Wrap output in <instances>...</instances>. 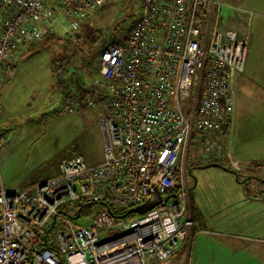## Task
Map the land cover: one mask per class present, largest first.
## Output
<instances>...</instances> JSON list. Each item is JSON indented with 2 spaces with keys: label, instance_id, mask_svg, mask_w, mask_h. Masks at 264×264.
I'll return each mask as SVG.
<instances>
[{
  "label": "built area",
  "instance_id": "obj_1",
  "mask_svg": "<svg viewBox=\"0 0 264 264\" xmlns=\"http://www.w3.org/2000/svg\"><path fill=\"white\" fill-rule=\"evenodd\" d=\"M107 1L0 0V89L30 45L64 22L67 34L78 30ZM141 5L128 37L104 48L101 81L84 101H70L96 111L103 161L71 156L57 177L21 192L2 188L0 264H170L202 228L188 161L240 168L229 135L248 37L222 29L219 0ZM7 147L0 131V155ZM249 168L264 175V161ZM156 193L163 200L152 211L125 216ZM94 205L103 209L78 224Z\"/></svg>",
  "mask_w": 264,
  "mask_h": 264
},
{
  "label": "rangeland",
  "instance_id": "obj_2",
  "mask_svg": "<svg viewBox=\"0 0 264 264\" xmlns=\"http://www.w3.org/2000/svg\"><path fill=\"white\" fill-rule=\"evenodd\" d=\"M141 13V0H108L92 12L83 24L85 26L67 34L70 23L64 22L65 28L57 29L56 38L30 45L12 70L6 72V81L0 89L3 103L0 131L12 146L5 156H0V189L4 187L21 192L57 177L63 160L71 156L83 155L89 163L103 161L104 137L98 126L96 111L87 107L74 110L70 103L74 98L67 97L78 94L79 83L89 86L92 81L100 79L103 49L110 41L125 40ZM243 13L244 9L224 5L221 9L222 29L246 30L244 36L248 37L251 30L247 34L249 28L244 29L237 19V14L241 15L240 19L246 17ZM87 29L95 32L96 39L99 37L97 44L87 41V38L80 40L78 35H86L89 32ZM89 50H94V54L97 50V56L92 58ZM65 55H72V63H77L75 75L57 73L55 60ZM84 59L91 65L81 63ZM252 68L246 77L252 78L255 86L249 83L242 92V87L236 86L238 103L231 136V142L234 136L235 150L243 159L242 168L264 161V63H253ZM238 79L239 76L236 81ZM229 153L233 161H238L230 150ZM200 159L188 161V183L193 192H205L217 182L228 185L227 171L233 175L230 174L237 185L234 187L243 197L254 200L252 205L260 212L259 218L264 216L263 174L256 170L239 174L230 166L227 169L195 166L194 161ZM219 169L223 170L220 176L217 175ZM196 181L199 183L195 189ZM232 192L236 197V191ZM193 205L192 201V208ZM102 209L96 205L91 207L93 213ZM118 210L124 212L127 209L118 207ZM87 220L90 217H83L77 223L85 225ZM199 231L193 239L191 252L178 255L170 264H264V250L260 245L224 240L204 227Z\"/></svg>",
  "mask_w": 264,
  "mask_h": 264
},
{
  "label": "crops",
  "instance_id": "obj_3",
  "mask_svg": "<svg viewBox=\"0 0 264 264\" xmlns=\"http://www.w3.org/2000/svg\"><path fill=\"white\" fill-rule=\"evenodd\" d=\"M221 2L227 7L230 6L233 8L244 9L245 13L243 14L246 17H242V19H240L239 17H241V15L237 14V19L244 29L249 28L247 34H249L251 30L248 36L249 45L246 70L243 74L239 75L238 81H236V78H238L237 76L233 82V90L235 93V110L229 135V150L238 160L237 162L239 163L240 167L237 171H239L240 174H246L251 170L248 167L242 168L241 163L243 159L240 157L238 150H235L236 146L234 142V136L231 142V136L234 131L233 122L235 118L236 105L238 103L236 98V86L239 85L242 87L241 92L243 91L242 89L246 88L249 83L255 86L254 80L252 78L248 79L246 74L250 68H252L253 63H264V0H221ZM224 5H222V7ZM2 14L3 12L0 8V15L2 16ZM234 30L238 31L243 36L246 34V30ZM11 146L12 143L10 140H8V147L1 153L0 156H5L11 149ZM98 163L89 164L94 165ZM221 167L227 168L224 166ZM219 170L220 171L217 173L218 176H220V173L223 172V170ZM225 172L228 185H221L217 182L214 187L209 186V190H206L205 192L202 191L200 194L196 193V191L193 192L191 186L189 185L194 206L204 219V228L209 230L212 234H216L220 238H223L224 240H238L239 242L244 241L246 244L251 243L253 245H260L264 250V216L259 218L260 212L252 205L254 200L243 197L240 191L234 187L237 185L233 183L231 178L232 174L230 173V175L227 173V171ZM198 183L195 185V189L197 188ZM232 190L236 191V197H234ZM241 206L243 207L240 209ZM193 243L188 248L189 252H191V249L194 246Z\"/></svg>",
  "mask_w": 264,
  "mask_h": 264
},
{
  "label": "trees",
  "instance_id": "obj_4",
  "mask_svg": "<svg viewBox=\"0 0 264 264\" xmlns=\"http://www.w3.org/2000/svg\"><path fill=\"white\" fill-rule=\"evenodd\" d=\"M86 25V24H85ZM85 25H83V26H85ZM87 30H89V32H87L86 33V35H83V34H80V35H78L79 33H77L76 35H78V36H80V40L81 39H86L87 38V41H89V42H91V43H93V44H97L98 43V40H99V37H98V39H96L95 37H94V34H95V32L92 30V29H87ZM131 30H132V28H131ZM57 36V35H56ZM71 36H73V35H71ZM54 38H56L55 36H50V37H47L45 40L46 41H50V40H53ZM41 42V41H40ZM105 46V45H104ZM103 51H104V49H103ZM103 51H102V53H103ZM89 53H90V56L93 58V57H95V56H97V50H96V53L94 54V50H89ZM67 56H69V55H65L64 57H61L60 59L59 58H57L56 60H55V62H56V64H57V73L58 74H76L77 73V71H76V67H77V63L75 64V63H72V60H73V56L71 55V56H69V57H67ZM101 56H102V54H101ZM81 58H83V57H81ZM85 61L83 62H81V63H88V62H86V60L87 59H84ZM88 64H90L91 65V63H88ZM93 67H94V69H96L95 68V66L93 65ZM97 67V66H96ZM89 68V67H88ZM87 68V69H88ZM60 81L62 82L63 81V79L60 77ZM101 81V76H100V79H96V80H94V81H92L90 84H89V86H85V85H83V84H81V83H79V86H78V94H76L74 97H67L68 99L69 98H74L75 99V101H78V102H82V101H84L85 100V98H86V96H87V94H88V92L91 90V89H93L94 88V86L98 83V82H100ZM66 98V99H67ZM84 107H86L85 105H83V106H81L80 107V109H82V108H84ZM213 164H216V163H203V162H200V161H198V162H194V165L195 166H210V165H213ZM240 174V173H239ZM239 174H238V172H237V175L239 176ZM92 207V206H91ZM91 207H89L88 209L86 208V210L84 209L83 210V212H82V214L84 213V215H87V217H90V213H92V211H91ZM85 211V212H84ZM193 214H194V217H195V220L197 221V223H199V225H201V227H204V219L202 218V216L199 214V212H198V210H197V208L193 205ZM188 251V247H186L184 250H183V252L182 253H184V252H187ZM181 253V254H182Z\"/></svg>",
  "mask_w": 264,
  "mask_h": 264
},
{
  "label": "water",
  "instance_id": "obj_5",
  "mask_svg": "<svg viewBox=\"0 0 264 264\" xmlns=\"http://www.w3.org/2000/svg\"><path fill=\"white\" fill-rule=\"evenodd\" d=\"M206 167H220L222 168L219 164H213L210 166H203L202 168H206ZM227 169V168H226ZM162 196L159 193H156L151 199H149L146 203H144L143 205L131 208L126 214L125 216L131 215V214H140V215H144L150 211H152L159 203L162 202ZM166 201L168 199H165Z\"/></svg>",
  "mask_w": 264,
  "mask_h": 264
},
{
  "label": "bare ground",
  "instance_id": "obj_6",
  "mask_svg": "<svg viewBox=\"0 0 264 264\" xmlns=\"http://www.w3.org/2000/svg\"><path fill=\"white\" fill-rule=\"evenodd\" d=\"M194 167V166H193ZM202 231V230H201ZM205 231V230H204Z\"/></svg>",
  "mask_w": 264,
  "mask_h": 264
}]
</instances>
